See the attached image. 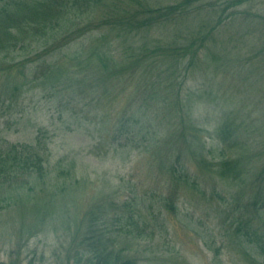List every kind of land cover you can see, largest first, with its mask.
Segmentation results:
<instances>
[{
	"label": "trees",
	"instance_id": "obj_1",
	"mask_svg": "<svg viewBox=\"0 0 264 264\" xmlns=\"http://www.w3.org/2000/svg\"><path fill=\"white\" fill-rule=\"evenodd\" d=\"M245 1L175 0L154 7L146 0H0V106L18 107L20 95L35 84L50 89L60 108L76 118L77 107L84 108L86 102L98 109L84 117L99 118L95 127L101 125L99 131L106 134L102 146L115 141L118 149L143 153V160L149 155L159 170L171 172L172 183L166 185L176 187L142 196L131 188L110 214L101 203L91 206L82 220L77 216L68 223L74 224L68 228V246L55 252L61 264H139L138 254L130 251L148 236L147 220L141 214L135 218L141 211L137 205H157L160 214L167 208L177 217L178 189L190 183L197 189L199 183L203 197L212 192L209 206L223 226L219 238L236 242L251 258L250 264H264V137L225 120L224 111L209 134L216 146L209 147L194 118L198 93L185 89L200 51L227 23V10ZM195 12L210 16L201 29L186 36V45L146 41L154 29ZM229 16L232 21L237 14ZM87 34L88 40L82 41ZM113 105L117 108L111 112ZM174 119L177 124L169 136L160 132L164 121ZM42 132L34 144L0 145V216L9 211L32 218L36 225L28 236L42 227L58 230L59 220L61 225L68 222L64 196L85 183L76 177L73 162L61 160L49 169ZM229 184L236 190L230 193ZM116 198L117 194L113 204ZM157 210L153 216L160 221ZM5 235L2 229L0 238Z\"/></svg>",
	"mask_w": 264,
	"mask_h": 264
},
{
	"label": "rangeland",
	"instance_id": "obj_2",
	"mask_svg": "<svg viewBox=\"0 0 264 264\" xmlns=\"http://www.w3.org/2000/svg\"><path fill=\"white\" fill-rule=\"evenodd\" d=\"M146 1L157 7L158 4L166 5L175 0ZM245 2L227 10L224 15L227 23L218 29L215 40H210L207 49L200 51L198 63L185 86V89L198 93L192 105L194 118L203 127L204 136L208 139L209 134L218 126L219 118L224 117L246 131L249 127L254 129L255 136L260 134L264 137V0ZM234 13L237 17L230 21L229 15L233 16ZM209 16L192 13V16L176 23L154 29L145 39L166 45L173 44L174 41L177 42L176 46L186 45V36L190 37V33L201 29ZM185 25H188L187 28ZM90 35H83L82 41L86 42ZM182 92L186 94V91ZM85 104L86 102L84 108L83 104L77 107L80 113L76 118L70 111L60 108L50 89L35 84L32 89L20 95L18 107L16 105L7 110L0 106V145L10 142L34 144L42 129L41 140L43 146L47 147L49 169L50 164L54 167L61 160H64V164L69 161L72 165L73 162L76 177L85 182L80 186L75 185L65 194L63 204L67 213L64 221L68 222L61 225L59 220L58 230L42 227L39 233L28 236V232L34 231L36 225L33 219H25L21 213L4 212L0 216V231L3 229L7 235L0 238L2 262L61 264V261H57L55 252H61L64 245L68 246L65 242L70 241L67 240V233L72 226L69 227L68 223L77 216L82 220L91 206L101 203L110 214L118 210L117 205L121 206L126 200L124 198L131 193V188L140 196L152 190L159 194L161 189L169 193V187L176 188L175 184L169 187L166 185L172 183L171 172L159 170V166L157 163L153 164L149 155L146 157L148 160H143V153L131 151L127 147L118 149L115 141L102 146L101 140L106 134L99 131L101 125L97 126L98 131L95 127L99 118L87 120L84 117L86 114L91 117V109H98ZM98 107L101 111L102 107ZM113 108L114 105L110 108L111 112L117 107ZM224 111L228 114L221 117L225 114ZM93 119L96 122H92ZM175 120L164 121V127H159L160 132L169 136V132H173L172 126L177 124ZM208 145L214 147L216 141L209 139ZM184 162L194 169L191 161ZM190 184V187L178 189L180 214L177 217L167 208L160 214L161 208L157 210V205H137L141 211L137 212L135 218L141 214L147 220L145 236L148 238L143 243H138L130 252L138 254L139 264H250L251 258L245 255L236 242L219 238L223 226L220 220L214 218V212L209 206L208 200L212 192L209 191L203 197L199 183L198 189L192 187L194 183ZM230 184L231 193L236 189H232ZM115 194L118 199L113 204L111 199ZM95 197L98 201L92 204ZM217 199L221 202L220 198ZM240 206L243 208L242 203ZM156 210L162 215L160 221L153 216ZM224 222L226 224L225 219Z\"/></svg>",
	"mask_w": 264,
	"mask_h": 264
}]
</instances>
